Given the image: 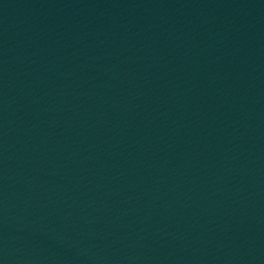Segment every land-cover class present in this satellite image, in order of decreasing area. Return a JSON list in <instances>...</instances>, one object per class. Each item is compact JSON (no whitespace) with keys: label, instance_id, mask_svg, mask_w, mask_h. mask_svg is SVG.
Masks as SVG:
<instances>
[{"label":"water","instance_id":"obj_1","mask_svg":"<svg viewBox=\"0 0 264 264\" xmlns=\"http://www.w3.org/2000/svg\"><path fill=\"white\" fill-rule=\"evenodd\" d=\"M0 264H264V0H0Z\"/></svg>","mask_w":264,"mask_h":264}]
</instances>
